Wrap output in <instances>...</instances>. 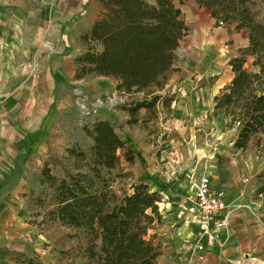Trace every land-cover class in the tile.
Instances as JSON below:
<instances>
[{
	"label": "crops",
	"instance_id": "0c3cea01",
	"mask_svg": "<svg viewBox=\"0 0 264 264\" xmlns=\"http://www.w3.org/2000/svg\"><path fill=\"white\" fill-rule=\"evenodd\" d=\"M96 1L97 13L94 0H0V72H31L27 78L33 79L29 90L23 82L20 93L0 92V264H26L45 252L46 238L37 218L42 193L37 188L45 186L39 158L46 146L42 144L46 132L41 129L46 114L36 112L34 88L41 73L53 92L55 77L75 82L76 59L85 51L81 36L101 9ZM196 6L205 12L207 25L202 33L191 34L185 21L189 32L176 50L175 72L157 92L175 97L165 124L176 134L168 140L169 151L147 150L145 155L142 146L154 145L147 132L129 128L122 133L138 148L142 156L138 161L145 166L133 183L157 191L159 187L151 183L155 176L167 187L162 192L164 218L156 229L164 247L159 264H264V198L257 194L262 183L258 176L264 170L254 154L248 159L234 150L237 129L228 128L224 115L214 112L215 96L234 76L230 61L250 40L244 31L215 27L210 12ZM11 114L19 122L16 127L10 126ZM202 175L209 176L213 190L225 193L230 214L221 245L207 249L200 261L191 248L198 226L186 217L185 201L192 183Z\"/></svg>",
	"mask_w": 264,
	"mask_h": 264
},
{
	"label": "trees",
	"instance_id": "16d2710c",
	"mask_svg": "<svg viewBox=\"0 0 264 264\" xmlns=\"http://www.w3.org/2000/svg\"><path fill=\"white\" fill-rule=\"evenodd\" d=\"M192 1L210 12L215 27H232L248 35V47L230 61L234 76L215 96L214 112L224 115L228 128L237 129L234 150L244 153L254 145L256 153L263 155L264 18L260 5L257 0ZM99 4L96 21L80 39L85 51L76 59L75 81L90 75L111 78L120 94H144L142 101L127 108L130 124L139 122L141 110L149 113L159 104L170 111L175 97L157 92L175 72L176 50L189 32L182 10L174 0H99ZM84 130L93 142L90 152L68 151L84 165L73 164L63 178L43 173L44 183L54 194L49 220L79 233L71 237L81 244V257L88 264H159L164 247L156 229L164 218L162 192L167 187L152 176L160 190L141 183L131 185V192L121 197L110 192L102 171H114L123 161L133 167L141 160L140 151L108 120ZM258 178L262 183L257 194L264 198V171Z\"/></svg>",
	"mask_w": 264,
	"mask_h": 264
},
{
	"label": "rangeland",
	"instance_id": "374dc122",
	"mask_svg": "<svg viewBox=\"0 0 264 264\" xmlns=\"http://www.w3.org/2000/svg\"><path fill=\"white\" fill-rule=\"evenodd\" d=\"M257 1L264 18V0ZM174 2L182 10V18L189 22L191 34L202 33L201 31L207 25L205 23V12L201 11L192 0H174ZM93 6L95 7V13H97L98 7L96 6H98V1L94 0ZM23 58L26 59L27 57ZM30 74L31 72L26 71L0 72V92L9 95L20 93L19 90L22 92L24 89V86H22L23 82H26V90H29V88L33 87V79L27 78ZM44 75L42 73L41 75H37V77L41 78L40 84L38 82L33 94L35 101H37L36 112L39 113L40 111L41 114H46L41 125V129L46 132L42 144H46V146H43V158H39L42 163L45 160L44 164H40L41 168H43V181L44 172L58 178H63L65 176V169H69L73 164L84 165L83 162L75 161L71 158L68 151L74 150L75 152L88 154L93 142L86 135L84 127L91 129L101 119L110 121L122 137V133L129 128L130 130L147 132L152 137L150 141L154 145L152 148L151 146H142L144 148V152H142L145 155L147 150L148 152H152V154L156 152L161 154V152L169 151L168 140L176 137L174 132L167 131L168 127H165L166 122L171 119L172 109L170 111L162 110L159 104L156 109L149 113L141 110L137 116L139 117L138 124L140 127H137L136 124H130L131 118L128 115L129 111L127 108L131 109L136 103L142 101L146 97L144 94L129 97L121 96L114 88L116 80L94 75L88 76L86 80L75 82L69 81V79L61 81L55 77L53 80L51 79V82L54 81L55 83H53L56 84L53 92L52 86H49L50 84L45 80ZM154 91L151 90L150 92ZM25 97L32 99V97L27 95ZM115 100H124L125 103L116 106ZM96 104L99 106L98 112L100 117L93 119L88 117L87 113L92 111ZM13 116V114L10 116V126L16 127L19 122ZM143 120H147L146 124H142ZM242 154L247 156L248 159L250 155L254 154L257 157L259 168L264 170V154L258 155L254 150V145L248 148L246 152H242ZM32 166L34 167V164ZM144 168V162L137 160L135 165L130 167L123 161L122 166L114 171H102V177L106 180L110 192L121 197L123 194L131 192L130 186L134 184L133 181L136 175L144 172ZM36 176L37 174L35 173L34 178ZM242 176H240L242 179L247 178L246 176ZM151 183L153 184V182ZM160 185L162 184L160 183ZM42 186L43 184H40L37 188V190L39 189V194L42 193L41 200L39 201L41 211L38 212L37 218L40 220L41 227L39 230L42 232V235L45 234L46 238V242L43 241L45 242L43 244L45 252L40 256L32 258V260L30 259L31 261H27L26 264H38L36 261L39 264H88L81 257V244L77 242V239L71 237V235L79 233L68 228L66 229V227L61 226L59 223L49 220L47 214L54 208V194L46 183L44 187ZM158 189L160 190V188ZM79 237L81 238V236Z\"/></svg>",
	"mask_w": 264,
	"mask_h": 264
},
{
	"label": "built area",
	"instance_id": "2783aa9c",
	"mask_svg": "<svg viewBox=\"0 0 264 264\" xmlns=\"http://www.w3.org/2000/svg\"><path fill=\"white\" fill-rule=\"evenodd\" d=\"M121 96L129 97L121 94ZM102 104L101 101L99 102ZM116 106L124 104V100L114 101ZM99 106L87 113L90 118H96L99 114ZM240 124H236L239 127ZM214 156L210 159L214 160ZM186 217L192 218L198 226V234L191 246L196 254V259L203 261L207 249L220 246L222 235L226 230L229 218V204L226 202L225 193L215 191L208 175H205L192 183L191 191L186 197Z\"/></svg>",
	"mask_w": 264,
	"mask_h": 264
}]
</instances>
